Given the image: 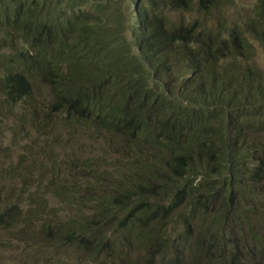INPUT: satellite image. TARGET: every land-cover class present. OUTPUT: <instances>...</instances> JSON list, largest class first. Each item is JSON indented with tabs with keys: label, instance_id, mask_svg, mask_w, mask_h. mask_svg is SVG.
Segmentation results:
<instances>
[{
	"label": "trees",
	"instance_id": "16d2710c",
	"mask_svg": "<svg viewBox=\"0 0 264 264\" xmlns=\"http://www.w3.org/2000/svg\"><path fill=\"white\" fill-rule=\"evenodd\" d=\"M121 1L0 0V92L15 103L45 86L52 111L134 151L120 190L93 200L99 219L127 209L121 234L97 239L96 251L157 228L193 188L200 192L182 215L184 233L197 229L193 243L203 255L191 252L192 262L204 256L203 264H247L257 255L264 264V236L256 232L264 233V216L257 220L264 210L256 211L264 203V144L251 137L264 133V74L250 64L243 73L234 67L239 57L247 63L249 38L264 51V0L230 26L217 16L225 0H135L131 39ZM140 149L153 160L139 158ZM202 172L193 184L190 175ZM9 216L0 213V226L25 236L30 220L19 226ZM238 227L243 233L232 236ZM61 231L78 248L93 240L71 219ZM156 234L142 243L157 241Z\"/></svg>",
	"mask_w": 264,
	"mask_h": 264
},
{
	"label": "rangeland",
	"instance_id": "374dc122",
	"mask_svg": "<svg viewBox=\"0 0 264 264\" xmlns=\"http://www.w3.org/2000/svg\"><path fill=\"white\" fill-rule=\"evenodd\" d=\"M87 1L92 3L95 0ZM256 2L225 0L217 10V16L222 17L228 26L242 24ZM134 3L135 0H122L116 4L120 11L127 8L131 16L130 25L124 30L129 39L132 38ZM186 16L189 19L190 14ZM249 40L247 63L239 57L234 67H240L243 73L247 70L246 64H250L264 74V51L258 41ZM51 108L52 99L45 86L36 88L15 103H7L0 92V213H9L10 218L20 222L19 226L22 221L30 220L25 236L16 227L0 226V264H203L204 256L195 263L190 256L191 252L203 255L195 251L193 243L197 229L191 227V234L184 233L186 222L182 215H188V204L200 192L190 187L187 181L185 186L192 188L191 194L172 213L163 215V218L159 216L157 228L144 229L135 235L128 233V238L117 243V249L113 251L107 246L96 251L99 249L95 244L97 239L106 235L112 238V231L114 235L121 234L118 220L127 209L115 214L113 210L109 218L99 219V209L93 200L105 193L112 197L120 190L126 180L123 164L131 159L134 151L117 147L114 137L102 134L92 124L74 125L65 113L54 112ZM251 137L264 144V133ZM137 155L148 160L154 157L153 152L144 149H140ZM203 174L190 175L191 179L194 178L193 184L203 178ZM161 184L168 185V192L174 191L169 180L161 178ZM155 202L161 203L160 195ZM257 206L256 211L264 210V203ZM70 219L80 224L83 230H88L87 236L93 239L90 244L78 248L74 240L66 242L61 229ZM161 219L164 220L162 224ZM46 220L49 222L43 227ZM159 226L161 230H158ZM234 229L230 231L232 236L243 233L239 227ZM45 232L50 234L46 236ZM256 232L264 236L261 229ZM147 233L148 236L159 233L160 238L149 244L142 243ZM258 258L257 255L247 256V264H260L255 261ZM210 264L220 263L213 261Z\"/></svg>",
	"mask_w": 264,
	"mask_h": 264
}]
</instances>
